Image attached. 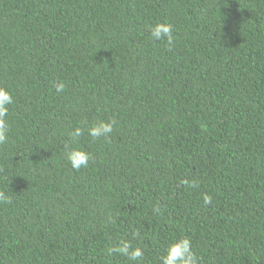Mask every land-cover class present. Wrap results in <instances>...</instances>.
<instances>
[{
    "label": "trees",
    "instance_id": "1",
    "mask_svg": "<svg viewBox=\"0 0 264 264\" xmlns=\"http://www.w3.org/2000/svg\"><path fill=\"white\" fill-rule=\"evenodd\" d=\"M0 87V264H264V0H0Z\"/></svg>",
    "mask_w": 264,
    "mask_h": 264
},
{
    "label": "clouds",
    "instance_id": "2",
    "mask_svg": "<svg viewBox=\"0 0 264 264\" xmlns=\"http://www.w3.org/2000/svg\"><path fill=\"white\" fill-rule=\"evenodd\" d=\"M150 39L153 42H165L168 46L174 45V28L171 23L157 22L149 29ZM57 92H62L65 89L64 83L55 84ZM13 103V96L9 90L0 87V146L8 142L9 126L7 117L9 115L8 106ZM115 120L108 122L99 121L94 126L87 129L88 135L92 140H99L101 138L108 139L113 133ZM84 134L82 127H76L69 135L73 143L77 142ZM64 157L70 166L79 171L81 168H86L90 161H94V157L88 151L74 148L71 145H65ZM195 187L196 185L193 184ZM204 204H210L212 201L211 196L204 194ZM0 203H11L10 198L5 192L0 191ZM158 211V209H157ZM110 254H120L127 257L130 261L139 262L143 259L144 253L140 247L133 248L128 241H121L119 245L113 246L109 249ZM161 264H197V257L192 250V242L189 238H180L171 243L166 250V254L160 257Z\"/></svg>",
    "mask_w": 264,
    "mask_h": 264
}]
</instances>
